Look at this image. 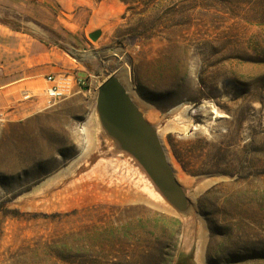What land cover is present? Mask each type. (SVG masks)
Here are the masks:
<instances>
[{"label": "rangeland", "instance_id": "374dc122", "mask_svg": "<svg viewBox=\"0 0 264 264\" xmlns=\"http://www.w3.org/2000/svg\"><path fill=\"white\" fill-rule=\"evenodd\" d=\"M76 1L60 45L84 91L0 121V264H264V0ZM111 76L158 130L187 214L149 199L103 130Z\"/></svg>", "mask_w": 264, "mask_h": 264}, {"label": "crops", "instance_id": "0c3cea01", "mask_svg": "<svg viewBox=\"0 0 264 264\" xmlns=\"http://www.w3.org/2000/svg\"><path fill=\"white\" fill-rule=\"evenodd\" d=\"M76 0H0V121L20 122L38 113L46 77L86 69L63 48L62 38L77 35L71 11ZM80 33V32H79ZM90 76V75H89Z\"/></svg>", "mask_w": 264, "mask_h": 264}, {"label": "water", "instance_id": "95a60500", "mask_svg": "<svg viewBox=\"0 0 264 264\" xmlns=\"http://www.w3.org/2000/svg\"><path fill=\"white\" fill-rule=\"evenodd\" d=\"M101 32L90 34L93 41ZM96 108L103 130L120 151L132 157L157 192L176 211L187 214L192 208L186 190L178 182L159 138L158 130L147 122L139 107L116 76L97 90Z\"/></svg>", "mask_w": 264, "mask_h": 264}, {"label": "built area", "instance_id": "2783aa9c", "mask_svg": "<svg viewBox=\"0 0 264 264\" xmlns=\"http://www.w3.org/2000/svg\"><path fill=\"white\" fill-rule=\"evenodd\" d=\"M45 80L47 87L41 95L43 105L39 109L40 111L50 109L62 101L81 94L86 86V80L74 74L50 75Z\"/></svg>", "mask_w": 264, "mask_h": 264}, {"label": "bare ground", "instance_id": "6f19581e", "mask_svg": "<svg viewBox=\"0 0 264 264\" xmlns=\"http://www.w3.org/2000/svg\"><path fill=\"white\" fill-rule=\"evenodd\" d=\"M124 75L126 76L127 73L125 72ZM213 111H215V110H213ZM215 114L219 115V113L217 111H215ZM90 124H91V122H90ZM85 128H83V131H82L85 134V137H84V144H83V147H82L81 156L82 155L86 156V155L91 154V152L94 150V147H95L94 143H93V140H92V137H91L92 136L91 133L89 134V132ZM193 128L197 129V126H194ZM126 162H127L128 166H131V168L133 169L135 175L138 176V179L140 180L141 184L144 186V189L147 191L146 194H147L148 198L153 200L158 205H160L166 211L165 208L168 206V203L157 192V190L155 189L154 185L148 179V177L145 175V173L142 171V169L137 164V162L132 157H128Z\"/></svg>", "mask_w": 264, "mask_h": 264}, {"label": "trees", "instance_id": "16d2710c", "mask_svg": "<svg viewBox=\"0 0 264 264\" xmlns=\"http://www.w3.org/2000/svg\"><path fill=\"white\" fill-rule=\"evenodd\" d=\"M122 1H124L128 6L131 4L128 0H122ZM133 9L134 8H132V7H128V11L133 10ZM187 259L192 261L193 260V255L189 256Z\"/></svg>", "mask_w": 264, "mask_h": 264}]
</instances>
